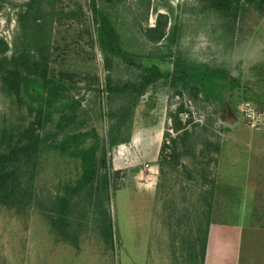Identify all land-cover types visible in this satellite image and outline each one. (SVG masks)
Listing matches in <instances>:
<instances>
[{"label":"rangeland","instance_id":"374dc122","mask_svg":"<svg viewBox=\"0 0 264 264\" xmlns=\"http://www.w3.org/2000/svg\"><path fill=\"white\" fill-rule=\"evenodd\" d=\"M27 1L0 0L7 55L27 47L46 57L55 73L65 71L86 126L105 137L107 112L119 101L109 103L104 94L107 70L90 0L46 3L44 28L37 31L29 21L23 32L18 17ZM95 1L114 20L123 44L146 65L173 71L181 56L222 67L256 100L238 101L233 112L192 87L158 79L133 110L130 141L111 149L117 173L105 205L113 241L106 242L92 217L75 244L56 233L43 210L46 199L74 181L79 166L49 152L33 181L37 199L21 208L0 206V264H204L199 253L208 223L209 264H223L219 255L225 251L237 253L241 264H264V104L258 102L264 101V14L246 4L228 17L207 0ZM154 27L164 30L158 41ZM137 72L115 60L110 74L113 81L134 80ZM250 111L253 118L246 115ZM25 118L0 88V128ZM165 140L169 147L161 155ZM108 164L102 160L103 168Z\"/></svg>","mask_w":264,"mask_h":264},{"label":"trees","instance_id":"16d2710c","mask_svg":"<svg viewBox=\"0 0 264 264\" xmlns=\"http://www.w3.org/2000/svg\"><path fill=\"white\" fill-rule=\"evenodd\" d=\"M207 1L228 17H235L246 4L253 5L260 14H264V0ZM53 2L28 0L18 17L22 31L28 30L26 24L29 21L35 30L41 31L45 24L42 19L44 5ZM76 5L78 11H83L78 1ZM89 8L96 41L106 64L104 94L109 103L119 101L115 109L111 107L107 112L111 123L105 137L99 135L95 126H86L81 102L72 94L71 83L64 77L68 76L65 71L55 73L46 57H37L27 47L7 55L8 44L0 38L1 91L26 115L19 124L0 128V206L21 208L37 199L33 181L44 154L56 152L75 159L79 175L47 198L43 209L56 233L73 244L78 242L81 231L87 229L91 217L106 242L113 241L111 216L105 205L115 183L113 175L117 173L110 164V153L113 146L130 141L131 115L152 83L164 79L173 86L192 87L206 100L218 102L224 108L229 106L233 112H236L238 101L256 100L252 99L251 91L241 84L240 79L222 67L188 62L181 56L175 58L173 71H163L155 63L146 65L140 54L123 44L121 34L106 9L95 0H90ZM157 29H150L159 31L153 38L155 41L164 36V30ZM115 60L138 71L137 78L113 81L110 71ZM172 141L174 144L176 140ZM167 147L165 140L161 145V155ZM172 149L175 151L176 146ZM106 159H109V164L103 168L102 160ZM208 228L209 223L201 239V263L205 258ZM195 255L193 246V260Z\"/></svg>","mask_w":264,"mask_h":264},{"label":"crops","instance_id":"0c3cea01","mask_svg":"<svg viewBox=\"0 0 264 264\" xmlns=\"http://www.w3.org/2000/svg\"><path fill=\"white\" fill-rule=\"evenodd\" d=\"M210 243H211V239L208 242V246H207V251H206V255H205V261L204 264H209V256H210ZM220 259L223 260V264H226V262H228L229 264H241V259L238 257L237 253L232 254L228 251L223 252L221 255H219Z\"/></svg>","mask_w":264,"mask_h":264},{"label":"built area","instance_id":"2783aa9c","mask_svg":"<svg viewBox=\"0 0 264 264\" xmlns=\"http://www.w3.org/2000/svg\"><path fill=\"white\" fill-rule=\"evenodd\" d=\"M246 115L248 118H253V112H246Z\"/></svg>","mask_w":264,"mask_h":264},{"label":"flooded vegetation","instance_id":"af4514ba","mask_svg":"<svg viewBox=\"0 0 264 264\" xmlns=\"http://www.w3.org/2000/svg\"><path fill=\"white\" fill-rule=\"evenodd\" d=\"M263 87H264V85H263ZM263 87H262V88H263ZM258 102H261L262 104H264V101L261 100V99H259Z\"/></svg>","mask_w":264,"mask_h":264},{"label":"water","instance_id":"95a60500","mask_svg":"<svg viewBox=\"0 0 264 264\" xmlns=\"http://www.w3.org/2000/svg\"><path fill=\"white\" fill-rule=\"evenodd\" d=\"M263 71H264V68H263Z\"/></svg>","mask_w":264,"mask_h":264}]
</instances>
